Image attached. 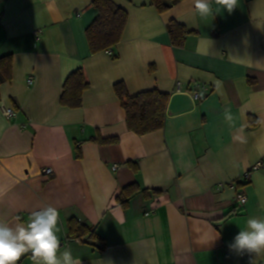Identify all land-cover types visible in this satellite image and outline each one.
<instances>
[{
	"label": "crops",
	"instance_id": "0c3cea01",
	"mask_svg": "<svg viewBox=\"0 0 264 264\" xmlns=\"http://www.w3.org/2000/svg\"><path fill=\"white\" fill-rule=\"evenodd\" d=\"M112 1L128 13L122 39L92 54V0H0V57L13 55L0 86V218L56 207L60 251L81 264H249L254 253L228 245L248 218L264 217V0H237L231 12L213 3L206 17L194 0L165 12L151 0ZM173 20L192 32L182 46L171 42ZM81 68L82 106L61 105ZM118 83L131 96L168 94L164 128L129 131ZM133 183L161 194L138 193L123 209L117 197ZM72 217L94 227L96 246L69 240ZM17 264L35 261L29 252Z\"/></svg>",
	"mask_w": 264,
	"mask_h": 264
},
{
	"label": "trees",
	"instance_id": "16d2710c",
	"mask_svg": "<svg viewBox=\"0 0 264 264\" xmlns=\"http://www.w3.org/2000/svg\"><path fill=\"white\" fill-rule=\"evenodd\" d=\"M152 4L159 12L168 11L170 8L165 5V0H151ZM173 5L183 0H170ZM92 5L98 10L97 18L89 25L86 35L92 54L107 51L117 46L123 36L127 25L128 13L123 8L116 5L112 0H92ZM168 33L173 45L182 46L187 37L192 34L187 27L175 20L168 24ZM13 69V55L0 57V86L11 81ZM89 82L86 79L84 70L78 69L70 74L63 85V93L60 103L69 108H79L82 106L83 93L88 89ZM115 92L126 113V123L128 130L138 136H144L165 126L167 106L170 96L158 90H149L139 93L136 96L129 95L124 83L115 85ZM250 122L257 124V120L252 116ZM101 145L114 144L118 138L102 139L100 136L93 138ZM77 156H82L80 147L77 148ZM135 172L138 165L130 162ZM142 193L145 198H152L161 194L160 190H142L137 183L124 187L117 197L118 206L126 209L129 207L131 198ZM68 238L83 243L96 246V242L101 240L94 227L72 217L68 220Z\"/></svg>",
	"mask_w": 264,
	"mask_h": 264
},
{
	"label": "clouds",
	"instance_id": "9594fccd",
	"mask_svg": "<svg viewBox=\"0 0 264 264\" xmlns=\"http://www.w3.org/2000/svg\"><path fill=\"white\" fill-rule=\"evenodd\" d=\"M213 3L231 12L237 0H194L195 13L212 15ZM58 220L59 211L52 205L33 210L24 220L17 217L15 223L0 218V264H17L29 252L35 264H81L70 249L60 251ZM228 247L238 255L254 253L256 259L249 264H257V259L264 256V217L248 218L246 227Z\"/></svg>",
	"mask_w": 264,
	"mask_h": 264
},
{
	"label": "built area",
	"instance_id": "2783aa9c",
	"mask_svg": "<svg viewBox=\"0 0 264 264\" xmlns=\"http://www.w3.org/2000/svg\"><path fill=\"white\" fill-rule=\"evenodd\" d=\"M30 81H32V80H30ZM195 97L199 98V93H195ZM3 113L7 117H12L15 114V112H14V110L12 108H3ZM112 169H113V171L118 170L119 169V165L112 166ZM43 172H44L45 175H50L51 173H53V170L51 168H45ZM246 202H247L246 195L243 194V193L239 194L238 197H237V204L240 205V206H243V205L246 204Z\"/></svg>",
	"mask_w": 264,
	"mask_h": 264
},
{
	"label": "water",
	"instance_id": "95a60500",
	"mask_svg": "<svg viewBox=\"0 0 264 264\" xmlns=\"http://www.w3.org/2000/svg\"><path fill=\"white\" fill-rule=\"evenodd\" d=\"M165 5L169 8H172L173 7V2L170 1V0H165ZM61 245V244H60Z\"/></svg>",
	"mask_w": 264,
	"mask_h": 264
}]
</instances>
